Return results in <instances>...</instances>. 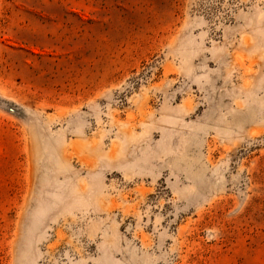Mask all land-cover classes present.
Here are the masks:
<instances>
[{
    "label": "rangeland",
    "instance_id": "rangeland-1",
    "mask_svg": "<svg viewBox=\"0 0 264 264\" xmlns=\"http://www.w3.org/2000/svg\"><path fill=\"white\" fill-rule=\"evenodd\" d=\"M0 264H264V0H0Z\"/></svg>",
    "mask_w": 264,
    "mask_h": 264
}]
</instances>
